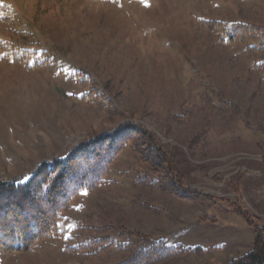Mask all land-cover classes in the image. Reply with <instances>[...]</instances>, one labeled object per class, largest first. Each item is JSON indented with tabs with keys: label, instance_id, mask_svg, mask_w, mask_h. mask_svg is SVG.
Masks as SVG:
<instances>
[{
	"label": "rangeland",
	"instance_id": "374dc122",
	"mask_svg": "<svg viewBox=\"0 0 264 264\" xmlns=\"http://www.w3.org/2000/svg\"><path fill=\"white\" fill-rule=\"evenodd\" d=\"M147 4L0 0V181L123 122L146 134L72 198L56 236L0 252V264H120L118 246L140 236L199 248L160 264H225L264 227V52L208 23L264 27V0ZM97 92L105 107L85 99ZM148 145L173 157L176 175L142 159Z\"/></svg>",
	"mask_w": 264,
	"mask_h": 264
},
{
	"label": "trees",
	"instance_id": "16d2710c",
	"mask_svg": "<svg viewBox=\"0 0 264 264\" xmlns=\"http://www.w3.org/2000/svg\"><path fill=\"white\" fill-rule=\"evenodd\" d=\"M208 23L209 29L215 34L224 32L228 41L246 43L247 48L253 52H264V27L248 22H235L230 26L216 20ZM85 99L88 102H95L98 107H105L110 101L104 92L89 93ZM144 137H146L145 131L139 126L123 122L111 131L80 142L64 156L40 162L28 175L32 179L26 184L18 183L20 178L1 180L0 223L3 224L4 230L0 232V252L9 254L28 250L36 242L56 236L58 234L57 220L69 208L72 198L81 190L93 191L102 185L110 164L118 157L119 152L130 141ZM142 159L150 164L159 165L167 161L169 172L176 175L173 157L158 147L148 145ZM46 175L55 177V186L49 197L50 202L45 205L41 214L36 211L32 197L36 191L37 182L44 179ZM69 175L75 176L74 182L69 180ZM144 181L142 178H137L139 183ZM49 183H52L51 179ZM158 184L164 186L163 188L167 191L176 192L179 196L197 201L203 199L192 190L177 187L176 181L161 180ZM23 214L30 215L37 226L26 224L22 228H10L11 218H20ZM244 214L248 222L252 224L249 216L245 212ZM253 229L255 237L250 250L228 260L225 264H264V227L254 226ZM110 246L111 243L103 246V249H108ZM118 248L126 250L128 254L120 264H160L171 257L199 251L198 247L185 246L181 243L167 245L163 239L146 236H140L138 239L128 238L124 245Z\"/></svg>",
	"mask_w": 264,
	"mask_h": 264
},
{
	"label": "snow or ice",
	"instance_id": "6c2138e0",
	"mask_svg": "<svg viewBox=\"0 0 264 264\" xmlns=\"http://www.w3.org/2000/svg\"><path fill=\"white\" fill-rule=\"evenodd\" d=\"M141 3L148 6L147 0H141ZM32 179L31 176H24L20 178L17 182L20 184H26ZM52 180V183H49V180ZM69 180L75 181L74 175H69ZM55 186V177L46 175L44 179L37 182L36 191L33 194L32 200L34 202L35 209L38 213H43L45 205L49 204V197L52 194V190ZM82 195H86L87 192H81ZM32 225L36 227V221L28 214H23L20 218L12 217L9 221L10 228H22L24 225ZM72 227H75L74 225ZM4 226L0 223V232H3Z\"/></svg>",
	"mask_w": 264,
	"mask_h": 264
},
{
	"label": "built area",
	"instance_id": "2783aa9c",
	"mask_svg": "<svg viewBox=\"0 0 264 264\" xmlns=\"http://www.w3.org/2000/svg\"><path fill=\"white\" fill-rule=\"evenodd\" d=\"M253 156H255V155H253ZM260 157V156H259Z\"/></svg>",
	"mask_w": 264,
	"mask_h": 264
}]
</instances>
